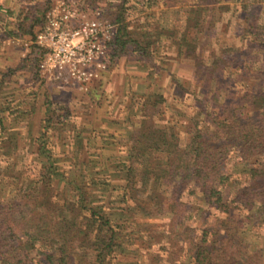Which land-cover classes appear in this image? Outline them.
Masks as SVG:
<instances>
[{
	"label": "trees",
	"instance_id": "trees-1",
	"mask_svg": "<svg viewBox=\"0 0 264 264\" xmlns=\"http://www.w3.org/2000/svg\"><path fill=\"white\" fill-rule=\"evenodd\" d=\"M79 1L84 10H100L102 17L114 25L109 63L130 54L146 56L144 41L134 37L126 21L127 0L106 5L101 0ZM252 2L191 0L185 5L177 50L183 58L194 62V76L201 80L202 87L194 106L196 113H211L208 120L211 124L200 126V121H195L188 144L180 149L177 132L172 127L156 128L143 121L124 161L116 164L112 173L124 181L117 189L109 187L106 177L95 176L96 172L84 183L65 178L64 166L43 143L45 130L54 122L53 115L44 120L36 145V158L40 159L37 173L15 184L8 199L4 196L6 191L0 193V264H32L28 252L36 245L40 256L36 264H138L124 258L137 253L138 247L150 239L155 240L149 241L152 251L142 264L259 262L262 256L240 250L244 249L239 233L241 220L236 216L242 213L245 224L264 223V63L256 58L264 55V19L260 24L259 16L250 15ZM163 4L169 8L176 5L172 0ZM47 5H51V0L37 1L27 6L22 16L10 19L6 37L32 36L33 28L41 20L40 14L44 13L42 6L47 9ZM231 9L244 13L239 34L242 44L225 50L211 49L210 61H205L202 49L198 48L201 23L209 19V27L215 11L223 13ZM163 33L159 31L158 36ZM32 51L38 63L40 51L35 45ZM240 57L254 60L246 68L239 63ZM11 101H0V160L4 162L5 174L16 167V162L5 160L16 153L19 135L16 123L26 120L18 113L6 125L8 114L14 112ZM72 139L78 150L79 135H73ZM73 153L77 155L75 149ZM232 154L238 163L229 167ZM138 160L141 162L134 166L133 162ZM81 166L89 167L87 163ZM5 174L0 179V190L4 186L10 189L9 184L15 178L5 179ZM65 181L74 186L69 197L61 199L56 186ZM161 186L170 189L169 195L157 192ZM88 187L101 195L88 196ZM185 193L194 195L205 206L197 208L194 218L204 217L209 209L223 213L224 217L212 228L185 225L180 201ZM138 194H145L146 198ZM104 198L113 199V203L105 206ZM131 202H136V206ZM19 205L29 207V211L15 221ZM136 211L143 217L168 218L169 230L151 231L146 240L140 229L126 232L128 218ZM136 226L150 229V224ZM155 245L159 247L154 248Z\"/></svg>",
	"mask_w": 264,
	"mask_h": 264
},
{
	"label": "rangeland",
	"instance_id": "rangeland-1",
	"mask_svg": "<svg viewBox=\"0 0 264 264\" xmlns=\"http://www.w3.org/2000/svg\"><path fill=\"white\" fill-rule=\"evenodd\" d=\"M37 1L42 0H0V101L12 100L10 103L14 112L8 114L10 116L5 120L6 125L9 126L10 119L17 117L18 113H22L26 118L20 120L18 125L16 123L19 131L15 143L16 153L12 154L11 159L5 158L6 161L16 162V167L8 169L5 174L4 162L0 160V179L4 174L8 180L9 176H15L9 184L10 189L7 190V186H4L0 190V193L6 191V199L13 194L15 184L37 173L40 159L36 158V145L39 143L38 137L44 120L49 115H53L54 122L45 130L43 143L51 148L54 158L59 159V163L64 166L65 178L84 183L88 181L90 174L96 172L95 176L106 177L110 182L109 187L115 186V189L124 181L112 173L117 168L116 164H122L124 161L143 121L156 128L172 127L177 132L180 149H184L188 144L195 121H200V126L211 124L208 121L211 113H196L194 106V100L199 97V90H202L201 80L194 76V62L179 55L176 45L182 31L183 11L191 0H172L176 5L170 8L163 4L166 0H127L126 21L134 37L144 41L146 56H141L140 53L130 54L116 58L112 63H109L107 56L106 69L100 72L99 77L92 80L86 89L80 88L65 73L43 74L37 67L38 63L32 51V46H36L35 33L44 24L46 14L56 0H51L47 9L42 6L44 13L40 14L41 20L33 28L32 36L6 37V31L10 29V19L22 16V11ZM101 1H105L102 2L105 5L118 2ZM252 1L250 15L259 16V22L262 24L264 0ZM243 14L233 9L223 13L217 10L209 27V19L201 23L200 29L203 31L198 35V48L202 49L205 61H210L211 49L218 51L217 49L225 50L229 46H241L239 34L242 33L241 27L244 24ZM104 19L110 22L107 18ZM161 30L165 35L158 36ZM141 33L145 36L142 37ZM256 58L264 63L263 54L261 58L256 55ZM240 59L239 63L246 68L254 60H246L245 57ZM14 121L17 122V119ZM77 134L81 139L78 150L72 139L73 135ZM74 149L77 155L73 153ZM231 158L229 167L238 163L235 154H232ZM140 162L135 161L133 165L137 166ZM82 163H87L89 167L81 166ZM72 186L74 184L66 181L57 185L59 198L69 197ZM88 191V196L101 195L100 192L93 193L95 189L89 187ZM169 191L170 189L165 190L164 186L157 189V192H165L166 195H169ZM116 192L120 191L115 190ZM138 197L146 198V195L138 194ZM102 201L106 203L105 206L113 203L110 198H104ZM180 201L183 204V222L192 228L201 225L212 228L218 219L224 217L223 213L209 209L204 217L194 218L197 208L204 204L198 202L194 195L187 193L181 196ZM131 205L135 207L136 202ZM19 206L21 207L14 216L15 221H19L22 215L29 211V207ZM236 216L241 220L239 233L244 249L240 250L262 256L259 259L261 263L255 260L254 264H264V223L245 224L242 213ZM168 221V218L161 215L148 218L136 211L129 216L125 230L132 233L140 229L142 237L146 240L151 231L159 233L161 230H169ZM139 223L150 224V229L148 226L137 227ZM189 234L191 235V232ZM151 240L155 241H149ZM149 241H140L142 245L138 247V252L125 257L124 260L138 264L145 262L147 253L152 251L148 246ZM157 245L154 248H158ZM38 247L28 252V258H33L32 264H36L40 257L37 254Z\"/></svg>",
	"mask_w": 264,
	"mask_h": 264
},
{
	"label": "built area",
	"instance_id": "built-area-1",
	"mask_svg": "<svg viewBox=\"0 0 264 264\" xmlns=\"http://www.w3.org/2000/svg\"><path fill=\"white\" fill-rule=\"evenodd\" d=\"M100 10H84L79 0H56L34 43L43 74L65 73L80 88L106 69L114 25Z\"/></svg>",
	"mask_w": 264,
	"mask_h": 264
}]
</instances>
